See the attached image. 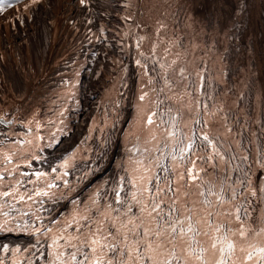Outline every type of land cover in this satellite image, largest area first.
<instances>
[{
  "label": "snow or ice",
  "instance_id": "6c2138e0",
  "mask_svg": "<svg viewBox=\"0 0 264 264\" xmlns=\"http://www.w3.org/2000/svg\"><path fill=\"white\" fill-rule=\"evenodd\" d=\"M39 3L31 0L25 7ZM3 4L0 0V8ZM7 6L12 7L10 0ZM165 27L160 24L158 36ZM169 45L164 56L154 59L159 46L154 42L151 54L140 51L144 61H135L148 77L138 105V119L147 136L143 149H129L140 158L130 157L131 172L113 181L102 199H92L69 220L53 219L56 229L47 230L51 242L45 251L37 250L46 264H264V120L258 115L252 129L247 120L242 122L217 105L208 90L206 66L181 62L182 53L173 49L183 45L175 41ZM170 54L174 58L167 62ZM249 149L261 175L252 172ZM0 155L12 164L16 153L0 151ZM68 166L65 158L61 167ZM4 179L0 175V184ZM9 188L0 191V199L26 202L34 196H50L43 189L22 193ZM3 207L0 204V215L6 219L0 231L11 232L9 213L2 212ZM9 207L11 211L15 204ZM21 227L30 225H18L17 230ZM34 231L39 233L40 228ZM0 249L21 251L7 244ZM0 264H5L2 257Z\"/></svg>",
  "mask_w": 264,
  "mask_h": 264
},
{
  "label": "rangeland",
  "instance_id": "374dc122",
  "mask_svg": "<svg viewBox=\"0 0 264 264\" xmlns=\"http://www.w3.org/2000/svg\"><path fill=\"white\" fill-rule=\"evenodd\" d=\"M46 1L47 3H45ZM244 1L246 0H160V2L159 0H153V2L152 0L151 2L147 0V2H149L147 3L146 0H86V3L84 5H81L80 0H40L39 4H35L36 6H31L32 12H27V10H30V8H26L24 6L26 5V3L31 4V0H10L12 7H8V0H4L3 7L0 8V36H3L7 32H12L11 34L14 33V35L17 34L18 31L20 32L21 28L24 27L23 25H28V18H30L32 14L34 15L33 9L44 10L43 8H47L45 9L49 12L47 19L53 18V20H56V16H58V19H61V27L63 26V28L61 29V31H58L57 22L50 21L52 25L50 27H55L57 25L55 28L53 27V30L56 31L55 33H51L53 36H50L49 34V43L51 44L50 47H53L50 66L53 69L47 75L44 84L40 86V90L38 91V93H34L31 99L27 101L26 104L25 97L24 99H22V95L21 98L20 95H18V102L16 101L17 103L11 105V88L9 86L8 79L3 78L0 74V113L5 111L4 114L0 117L15 112L20 117L22 116L27 120L34 121L38 126V131L45 150H51L52 148H54L59 140L65 141L67 143L66 140L71 137V132L67 133L68 135L66 137L60 136L67 131L84 129L87 138L83 140L82 145L79 144L81 148L79 149L78 153L82 151L83 146H86L88 149H90V147L92 146H94L95 149V147L97 146L102 148V150L104 151H109L113 133L120 121V114L125 108L127 102V96L123 89L127 88V84L125 86V81L127 78L129 79V77L127 76H130L131 73V67H129V63L127 61V65L125 63L126 57L131 54L130 50H134L132 52V56L135 61L137 59L144 61V57L140 56L139 54L140 51H144L145 55H150L151 47L154 42L158 45H163L166 44V40V47H169V41H175L181 34V30L184 29L186 31V34H182V36L184 37V46L187 45L189 49L188 51L190 52H187L185 54L182 53L181 62H183V60L185 59H189L188 61L190 64L196 63L201 64L202 66H206L207 80H210L211 82H209L213 83H209V88L211 87L212 89H215L213 91H215L214 96L216 97L217 105H222L226 110H231L229 114L234 115L235 118H239L242 122L247 120L249 127L255 129L256 124L253 123V120H255L258 115L260 116L261 120H264V0H254L253 3L252 0H247L246 2L248 4L245 3V9H243ZM137 2L140 3L138 4ZM156 2H159L158 4L160 5V8L156 6ZM154 4L155 8H153ZM40 6H42V8ZM36 7L38 8L35 9ZM61 7H63V9H61ZM69 7L72 8L71 11H69ZM133 7L136 11V17L132 15L133 17L131 19V15H129V13L133 14ZM23 8H25L26 10ZM139 8L143 9L141 10ZM66 9H68V12ZM78 9H81L84 12H82L81 10L79 11ZM122 9L124 10L122 11ZM143 10L146 11L144 12ZM147 12H149V14ZM122 13L124 14L122 15ZM150 13H153V16L155 18L152 16V14L150 15ZM146 14L148 15V17ZM18 15L21 16V20ZM124 15L128 18V20L124 19L126 18ZM25 16L27 18H24ZM152 17L155 19L156 23ZM139 18L142 19L140 20ZM14 19L17 20L15 21ZM2 20L6 21V23ZM132 20L134 21V23H132ZM145 20H147L148 22ZM89 21L93 23L91 24L89 23ZM100 21L102 22L101 25ZM129 21L131 24L128 28ZM10 22H13L14 24H11ZM54 22L55 24H53ZM161 23L166 25V27L162 30V36H158L157 29L159 28ZM76 24L77 26H75ZM80 24L83 25V27H81ZM151 24L152 26L149 27ZM78 25H80V27ZM138 25L139 27L142 26L140 27V31L143 34L139 31ZM17 26H19L20 29ZM101 27H104L105 30L102 31ZM3 28L5 30H8L5 31ZM98 28L100 29L99 33L101 32L100 35L98 33ZM195 31V34H197V36H194ZM133 32L135 33L133 34L134 39L131 37ZM148 33L150 35H148ZM54 35L56 36L54 37ZM95 35L98 36L96 37ZM128 35L131 38H129ZM144 35L145 39L148 38V40L144 39L143 41H140L139 38L141 36L144 37ZM52 39L54 40L52 41ZM179 39H177L175 42L179 43ZM29 40V42L32 41L31 33H29ZM161 40H163V43H160ZM138 42H140L139 49L137 48ZM142 44H144L145 47ZM161 45L158 46L157 56L154 59H160V57L165 55L163 52V49L165 47H162ZM146 46L148 47V49H150H146ZM91 48L93 49V51ZM85 49L89 51L86 50L85 52ZM124 53L128 55H123ZM29 56L31 61H35L31 55ZM53 58L55 60H53ZM172 58H174L173 55H168L167 62H170ZM26 60L27 58H21L18 61V66L21 68V70L30 68V72L34 71L35 75L32 80V85L34 86L35 84H37L38 86L40 81L39 83H37V81L40 78V71L36 66L39 65V62H36L35 64L27 63ZM81 60H83V63ZM87 63H90L89 70H93V73L89 77H82V80H86L85 86L92 84V87L97 90L99 94H96L91 100H87L88 102H83L82 100L85 99L87 93H83L79 86L77 87L78 89L76 91L77 83H75V86H72V84H74L73 80L77 77L79 67L82 64ZM148 63L149 67L151 68L152 62L149 61ZM133 71L135 72V79L137 81V86L135 87L136 95H134V97L139 98L140 86L143 83L145 86L147 85L148 77L144 75L143 70L139 66H137L136 62ZM26 73L27 72H25V74ZM29 84H27V86H29ZM145 90H147V88H145ZM19 101L23 102V104L21 105ZM81 104L84 113L76 112V109ZM96 109L100 112L99 115L97 114V112L95 113ZM132 119L133 120L130 121V124L128 126V130L131 134H129V136H127L126 134V138L125 135L123 136L124 140L126 139L127 141V145L125 147L127 149L132 148L137 143L140 146L139 142H141L142 138L146 134L142 131V125L138 119V115L134 114ZM106 120L111 121H108V124ZM90 128H92L91 131H89ZM107 128L111 129L109 130ZM136 129H138L137 132ZM137 135L140 137L139 141L137 140ZM69 140L75 143L78 138L71 137ZM130 140L132 142L136 141V143H132ZM17 152L18 154H16L15 159L18 160V165H9L7 169V174L9 176L1 173L5 177V179L3 183L0 184V191H4L6 190V188L7 190H10L8 185H11L19 188L20 192L23 193L22 188L24 187V184L22 182H24L25 179H23L22 177L26 178L28 175L25 172H20L21 170L18 172L15 170L16 167L21 164L23 159V157H21L22 150H18ZM129 153L132 154V152ZM132 157L135 158V156L133 155L131 156V158ZM127 162L128 167L125 168L124 166H119V178L122 175H129V173L131 172L132 162H130V157L128 158ZM249 164L253 173L261 175V173L258 172V165L256 163L255 154L252 149H249ZM124 168H128V172H125ZM75 177L77 179L79 178L77 174L75 175ZM119 178L114 181H119ZM253 179H255V176L253 177ZM17 181H19V184H17ZM54 181L58 183L57 179H54ZM64 186L65 183H63L62 187L60 188V191H62H57V193H54L56 191L55 189H48L44 184L33 186L29 189V191H32L33 189H43L49 191L50 194H55L54 197H56L60 193L66 191ZM111 187L112 186L108 188L107 186H105V188L103 189H98V193L97 191H95V193L90 196V199H88L89 201H87L85 205H88L93 198L102 199V197L105 195V190L110 189ZM25 191L26 188L24 189V192ZM52 194L49 197H52ZM94 196H96L97 198ZM47 198L34 196L33 200L20 203L16 202L15 200H11L12 198L7 197L0 199V203L4 205L2 212L9 213V217H7V219L10 227H12L11 225L17 223L20 224V226L25 225V223H28L30 225V229L26 228V230L25 228L21 227L19 233H22L21 231L23 230H34V228L40 225L41 218L39 220V218L37 219V217H40L41 213L38 211L40 209L37 208H39L38 206L41 202V206H46L45 203L47 202ZM28 202L30 205L28 204ZM14 203L15 209L10 211L9 206ZM85 205L74 206L75 209L71 210L70 213H67L65 218H63L62 221L60 220L59 223L65 220H69L73 216V214L75 213L74 211H76L77 208L83 209ZM16 208L19 211H16ZM23 213H27V215H23ZM13 216L15 217V219H13ZM33 218H35V220ZM5 219L6 217L0 215V223H2ZM37 221H39L40 223ZM55 227H57V224ZM45 230L46 231H43L44 234L40 233L36 236L35 239L30 240L29 245H9L10 249L19 248L21 250L19 252H4L2 249H0V257L4 259L5 264H11L13 260H18L19 264H28L29 260L32 261V264H46L43 256H41L39 254L40 252L37 251L38 249L41 252L45 251L46 245L51 242L48 238V235L46 234L48 229ZM37 241H39V243H42L39 244L37 243ZM31 246H34L33 249L31 248ZM24 249H28V251H24Z\"/></svg>",
  "mask_w": 264,
  "mask_h": 264
},
{
  "label": "bare ground",
  "instance_id": "6f19581e",
  "mask_svg": "<svg viewBox=\"0 0 264 264\" xmlns=\"http://www.w3.org/2000/svg\"><path fill=\"white\" fill-rule=\"evenodd\" d=\"M45 1V0H44ZM69 1V0H68ZM144 1V0H143ZM163 1V0H162ZM247 1V0H246ZM246 1H244V5H243V9L245 6V3H247ZM51 2V1H50ZM53 2V1H52ZM55 2V1H54ZM67 2V1H66ZM72 2V1H70ZM147 2V0H146ZM149 2H151V0H149ZM147 2V3H149ZM153 2V0H152ZM160 2V0H159ZM158 2V3H159ZM254 2V0H252V3ZM47 3V1L45 2ZM49 3V2H48ZM95 3V1H94ZM138 3V2H137ZM140 3V2H139ZM138 3V4H139ZM146 3V4H147ZM155 3V1H154ZM157 3V2H156ZM156 4V6H160L159 4ZM27 4V3H26ZM29 4V3H28ZM58 4V3H57ZM62 4V3H61ZM70 4V3H69ZM161 4V3H160ZM248 4V3H247ZM246 4V5H247ZM251 4V3H250ZM25 5V4H24ZM35 5V4H34ZM33 5V6H34ZM48 5V4H47ZM50 5V4H49ZM55 5V3H54ZM80 5V4H78ZM141 5V4H140ZM145 5V4H144ZM151 5V4H150ZM36 6V5H35ZM39 6V5H38ZM63 6V5H62ZM86 6V5H85ZM84 6V7H85ZM132 6V5H131ZM134 6V3H133ZM146 6V5H145ZM149 6V5H147ZM155 8V4L153 5ZM23 7V6H22ZM25 7V6H24ZM42 8V6H40ZM58 7V6H57ZM56 7V9H57ZM144 7V6H143ZM30 10H27V12L31 11L32 9L31 7H29ZM38 7H36L35 9H37ZM51 8V7H49ZM53 8V6H52ZM66 8V7H64ZM160 8V7H159ZM25 9V8H23ZM44 10H34L33 9V13L30 16V18H28V25H23L24 27L21 28V31L17 32V34L14 35L11 33H5L3 36H0V68H4L5 70L8 69L10 73H13L15 76H17V71H16V61L18 59V56L20 54V51L23 53L24 58H27V63H36L39 62L36 67L38 68V70L40 71V78L37 81V83H39V85L37 86V84H35L34 86L32 85V80H31V84H29V86H24V91H23V95H22V99H24L25 97V104L27 103V101H29L32 97V95L34 93H38V91L40 90V86L42 84H44L45 79L47 78V75L49 74V72H51V70L53 69L50 66V62L52 59V50L53 47H50V43H49V34L50 36L52 35L51 33H55L56 31H54L53 29L57 26H52L50 21H56L58 26V31H61V29L63 28V26L61 27V19H58V16H56V20L53 18L51 19H47V16L49 15V12L45 9L47 8H43ZM55 9V7H54ZM53 9V10H54ZM60 9V8H59ZM61 9H63V7H61ZM69 11H71V7H69ZM139 9H143V8H139ZM22 10V8H21ZM26 10V9H25ZM52 10V9H51ZM50 10V11H51ZM68 12V9H66ZM75 10V9H74ZM79 10V9H78ZM81 10V9H80ZM79 10V11H80ZM84 10V9H83ZM124 9H122L123 11ZM140 10V11H141ZM147 10V9H146ZM145 10V11H146ZM152 10V9H151ZM76 11V10H75ZM82 11V10H81ZM138 11V10H137ZM144 11V10H143ZM144 11V12H145ZM158 11V10H157ZM17 12V11H16ZM22 12V11H20ZM54 12V11H53ZM84 12V11H82ZM81 12V14H82ZM87 12V11H86ZM129 12V11H128ZM127 12V14H128ZM142 12V11H141ZM143 12V14H144ZM24 13V12H22ZM52 13V12H51ZM55 13V12H54ZM108 13V12H107ZM136 11L134 10L133 7V14L129 13V15H131V19L132 17H136ZM140 13V12H137ZM149 14V12H147ZM158 13V12H157ZM162 13V12H161ZM21 14V13H20ZM26 14V13H25ZM59 14V12H58ZM71 14V13H70ZM78 14V13H77ZM80 14V17H81ZM124 13H122L123 15ZM153 13H150V15ZM160 14V13H159ZM158 14V15H159ZM17 15V13H16ZM22 15V14H21ZM24 15V14H23ZM64 15V14H63ZM87 15V14H86ZM133 15V16H132ZM138 15V14H137ZM147 15V14H146ZM156 15V12H155ZM19 16V15H18ZM125 16V15H124ZM20 20H21V16ZM54 17V16H53ZM61 17V16H60ZM77 17V16H76ZM84 17V16H83ZM86 17V16H85ZM102 17V15H101ZM126 17V16H125ZM139 17V16H138ZM148 17V15H147ZM154 17V16H153ZM152 17V18H153ZM16 18V17H15ZM23 18V16H22ZM24 18H27L26 16ZM120 18V17H119ZM123 18V16H122ZM155 18V17H154ZM153 18V19H154ZM162 18V17H161ZM18 19V18H17ZM16 19V20H17ZM78 19V18H77ZM84 19V18H83ZM103 19V18H102ZM125 19V18H124ZM140 20L142 18H139ZM10 20V19H9ZM15 20V19H14ZM15 20V21H16ZM19 20V22H20ZM24 20V19H23ZM27 20V19H26ZM81 20V19H80ZM87 20V18H86ZM85 20V21H86ZM123 20V19H122ZM120 20V21H122ZM128 20V19H127ZM134 20V19H133ZM132 20V23H134V21ZM4 21V20H2ZM1 21V22H2ZM84 21V22H85ZM94 21V20H91ZM131 21V20H130ZM130 21L128 24V28L130 26ZM147 21V20H145ZM153 21V20H152ZM155 21V19H154ZM153 21V22H154ZM6 23V21H4ZM25 22V21H24ZM23 22V23H24ZM83 22V21H81ZM148 22V21H147ZM8 23V21H7ZM11 23V22H10ZM13 23V22H12ZM11 23V24H12ZM77 23V22H75ZM93 23V22H92ZM91 23V24H92ZM127 23V22H125ZM156 23V21H155ZM185 23V22H184ZM4 24V23H3ZM2 24V27H3ZM14 24V23H13ZM55 24V22L53 23ZM79 24V22H78ZM82 24V23H81ZM80 24V25H81ZM85 24V23H84ZM102 24V22L100 21V25ZM144 24V22H143ZM147 24V23H145ZM10 25V24H9ZM80 25H78L80 27ZM155 25V24H154ZM185 25V24H184ZM5 26V25H4ZM8 26V25H7ZM11 26V25H10ZM9 26V27H10ZM20 26V25H19ZM17 26L19 29L20 27ZM71 26V25H70ZM69 26V27H70ZM77 26V24L75 25ZM94 26V25H93ZM146 26V25H143ZM152 24L149 26L151 27ZM8 27V28H9ZM12 27V26H11ZM81 27H83V25H81ZM92 27V26H91ZM127 27V26H124ZM132 27V26H131ZM139 27V25H138ZM137 27V28H138ZM142 27V26H140ZM139 27V31L140 28ZM183 27V26H182ZM6 28V27H5ZM17 28V29H18ZM74 28V26H73ZM96 28V27H95ZM144 28V27H143ZM4 29V28H3ZM83 29V28H81ZM90 29V28H89ZM94 29V28H93ZM102 31L105 30L104 27H101ZM146 29V28H145ZM5 30V29H4ZM8 30V29H7ZM5 30V31H7ZM13 30V29H12ZM97 30V29H95ZM99 28H98V33H99ZM132 30V29H131ZM143 30V29H142ZM149 30V29H148ZM14 31V30H13ZM57 31V32H58ZM88 31V29H87ZM181 34L179 35V37L177 39H179V43L178 44H182L183 47L182 48H175L173 49V52L175 51H180L181 49V53L185 54L188 51V47L187 45L184 46V37L182 36V34H186V31L184 29L181 30ZM86 32V31H84ZM137 32V31H136ZM141 32V31H140ZM145 32V31H143ZM148 32V31H147ZM29 33L32 34V41L29 42ZM97 33V34H98ZM101 33V32H100ZM99 33V35H100ZM142 33V32H141ZM196 31L194 32V36H197V34H195ZM57 34V33H56ZM73 34V32H72ZM91 34V32H90ZM133 34H135L134 32L132 33V38L134 39ZM138 34V33H137ZM143 34V33H142ZM141 34V35H142ZM153 34V33H152ZM163 34V33H162ZM24 35V36H23ZM89 35V34H88ZM148 35H150L148 33ZM53 36V35H52ZM56 35H54L55 37ZM96 36V35H95ZM98 36V35H97ZM96 36V37H97ZM127 36V35H126ZM129 36V35H128ZM137 36V35H136ZM94 37V35H93ZM100 37V36H99ZM123 37V35H122ZM129 36V38H131ZM145 37V35H144ZM150 37V36H148ZM153 37V36H152ZM101 38V37H100ZM127 38V37H126ZM139 38V37H138ZM155 38V37H154ZM83 39V38H82ZM150 39V38H149ZM152 39V38H151ZM158 39V38H157ZM156 39V40H157ZM176 39V40H177ZM54 39H52L53 41ZM97 40V39H96ZM124 40V39H123ZM145 40H148L145 39ZM174 40V39H173ZM175 40V41H176ZM51 41V40H50ZM101 41V40H100ZM131 41V40H129ZM133 41V40H132ZM152 41V40H151ZM253 41V40H252ZM107 42V41H106ZM124 42V41H123ZM127 42V41H126ZM145 42V41H144ZM150 42V41H149ZM98 43V42H97ZM133 43V42H132ZM140 43V42H139ZM148 43V42H147ZM86 44V43H85ZM117 44V42H116ZM115 44V45H116ZM127 44V43H126ZM149 44V43H148ZM129 45V44H128ZM127 45V46H128ZM134 45V44H132ZM131 45V46H132ZM144 45V44H142ZM161 45V44H160ZM159 45V46H160ZM167 45V40H166V44L161 45L162 47H166ZM88 46V44H87ZM97 46V45H96ZM109 46V45H108ZM70 47V46H69ZM78 47V46H77ZM134 47V46H133ZM145 47V45H144ZM147 47V46H146ZM62 48V47H61ZM253 48V47H252ZM72 49V48H71ZM77 49V48H76ZM92 49V48H91ZM148 49V47L146 48ZM150 49V48H149ZM148 49V50H149ZM62 50V49H61ZM83 50V49H82ZM87 49H85L86 52ZM133 50V48H132ZM84 51V50H83ZM89 51V50H87ZM93 51V49H92ZM134 51V50H133ZM131 54H123V55H128L126 57L125 63L127 65V62L129 63V67H131V73L129 77V79H126V83L125 86L127 84V88L123 89L126 93L127 96V102H126V106L123 109V111L120 114V121L117 124V127L113 133L112 136V141H111V145H110V149L109 151H104L102 150V148L100 147H95L94 146L90 147V149H88L86 146H83L82 151H80V153H78L79 149L81 148V146H79V144H83V140L87 138V135L84 132V129H79V130H70L67 131L66 133H64L63 135H60L62 137H66L69 133L71 132V137L72 138H78V140L75 141V143L71 142L69 139L66 140L67 143L65 141H58V143L55 145L54 148H52L51 150H45L43 144H42V140L38 131V126L34 121L31 120H27L26 118H23L22 116L20 117L19 115H17V113H12L9 115H4L2 118V122H0V141H3V144H0V151L4 152V153H16L18 154V150H22V162L21 164L16 167V171H20V172H25L27 173V177H22L24 180V182H22L24 184V187L22 188L23 192L24 189L26 188V191H29V189L33 186H39V185H45V187H47L48 184H52L54 185V187H52L53 189H55L56 191L54 193H57V191H60V188L62 187V184L65 183V192L60 193L59 195H57L56 197L52 196V197H46L47 198V202L48 204L45 203L46 206H41L40 203L39 204V208L38 210L40 213V217L39 220L41 218V223L38 226L40 228V232L37 233L34 230H30L28 231H21L22 233H19L20 230L18 231L16 228L18 225L20 224H13L11 225L13 228V231L8 232V231H2L0 232V245L3 244H7V245H13V244H21L22 246H26L27 244L29 245V241L32 239H35L36 236L40 233L44 234L43 231H46L45 229H56V224L59 223V221L63 220V218H65V216L67 215V213H70L71 210H74V206H78V205H85L87 203V201H89L88 199H90V196H92V194L95 193V191H97V193L99 192L98 189H103L105 188V186H107L108 188L110 186H112V182L114 180H117L118 177V171H119V166H124L125 168L128 167V158L131 157L132 155L135 156V158H131L132 160L134 159H139L140 155L139 153L132 151V154H130L129 149H135L137 146H139V144H133L132 148H125L126 147V139L124 140L123 136L125 135L126 138V134L127 136H129V134H131L128 130V126L130 124V121L133 120V115H138V105H140V101L139 98L134 97L135 94V87L137 86L136 83V77H135V72L133 71L134 66H135V59L132 56V52ZM144 52V51H143ZM150 52V51H148ZM63 53V52H61ZM60 53V54H61ZM59 54V55H60ZM148 54V53H147ZM160 54V53H158ZM32 56V58L35 61H31L30 56ZM191 55V53H190ZM189 55V56H190ZM256 55V53H255ZM67 57V56H66ZM94 57V56H93ZM57 58V57H56ZM63 58V57H62ZM125 58V57H124ZM136 58V57H135ZM84 59V58H83ZM185 59V58H184ZM53 60H55L53 58ZM189 60V59H188ZM192 60V59H191ZM29 61V62H28ZM83 63V60H81ZM122 61V60H121ZM127 61V62H126ZM81 64V63H80ZM88 64V63H87ZM82 64L79 67V71L77 74L76 79H74V84H72V86H75L76 84V91H77V87L79 86L81 88V90L83 91V93H87L85 99L83 97L84 100H82L83 102H86L87 100H91L96 94H99V92H97V90H95L91 85L85 86L86 85V80H82V77H89L90 75H92V71L93 70H89V64ZM52 65V63H51ZM121 65V64H120ZM30 67V66H29ZM33 68V66H32ZM128 68V67H127ZM130 69V68H129ZM128 69V70H129ZM28 71H30V68H27ZM124 71V70H123ZM62 72V71H61ZM72 72V71H71ZM77 73V72H76ZM91 73V74H90ZM58 74V73H57ZM125 75V74H124ZM127 75V74H126ZM58 76V75H57ZM63 76V75H62ZM67 76V75H66ZM120 79V78H119ZM114 80V79H113ZM77 81V82H75ZM210 81V80H209ZM89 82V81H88ZM211 82V81H210ZM213 84V83H210ZM209 84V86H210ZM31 85V87H30ZM144 85V83L142 84ZM140 86V91L139 93L141 94V87ZM214 87V86H212ZM73 89V88H72ZM137 89V88H136ZM210 90L209 92H211L213 95L215 94V89H212L211 87L208 89ZM68 91V90H67ZM72 91V90H71ZM79 91V90H78ZM66 93V92H65ZM68 93V92H67ZM73 93V92H72ZM75 94V93H74ZM123 94V93H122ZM139 94V95H140ZM64 95V94H63ZM79 95V93H78ZM82 95V94H81ZM121 95V94H120ZM62 96V94H61ZM69 97V96H68ZM67 97V98H68ZM79 98V97H78ZM76 101V99H75ZM81 101V100H80ZM88 102V101H87ZM21 105L23 104V102H20ZM77 103V101H76ZM77 106V104H76ZM121 109V108H119ZM115 111V110H114ZM5 111H3L2 113H0V116L4 114ZM76 112H83L82 109V104L76 109ZM97 112V114L99 115L100 112L96 109L95 113ZM114 114V113H113ZM110 116V115H109ZM112 116V115H111ZM109 118V117H108ZM137 118V117H136ZM112 119V118H111ZM118 119V118H117ZM114 120V119H113ZM112 120V121H113ZM138 120V119H137ZM136 120V121H137ZM8 121H11V123H8ZM107 121V120H106ZM109 121V120H108ZM107 121V123H108ZM111 121V120H110ZM109 121V122H110ZM132 123V122H131ZM135 123V122H134ZM102 124V123H101ZM106 124V123H105ZM109 124V123H108ZM111 124V123H110ZM139 124V122H138ZM104 125V122H103ZM102 125V128H103ZM111 126V125H110ZM138 126V125H137ZM112 127V126H111ZM131 128V127H130ZM92 129V128H90ZM94 129V128H93ZM106 129V128H105ZM109 129V128H107ZM111 129V128H110ZM109 129V130H110ZM139 129V128H138ZM136 129V132L137 130ZM74 131V132H73ZM101 131V130H100ZM106 131V130H105ZM112 131V130H111ZM140 131V130H139ZM73 132V133H72ZM103 132V131H102ZM109 133V132H108ZM135 133V132H134ZM138 134V133H137ZM86 135V137H85ZM103 135V134H102ZM105 135V134H104ZM107 135V134H106ZM135 136V135H134ZM133 136V137H134ZM138 136V135H137ZM147 133L144 135V137L142 138L140 143V148L143 149V141L146 138ZM85 137V138H84ZM91 137V136H90ZM132 137V135H131ZM60 139V138H57ZM56 139V140H57ZM108 139V138H107ZM132 139V138H131ZM111 140V139H110ZM131 141V140H130ZM103 142V141H102ZM101 142V143H102ZM132 142V141H131ZM136 143V141H134ZM132 142V143H134ZM109 144V143H108ZM129 144V143H128ZM130 145V144H129ZM100 146V145H98ZM16 156V155H15ZM15 156H13V162L12 165L17 166L18 165V160L15 159ZM67 156V157H66ZM65 158H69V166L67 168L65 167H61V165L64 163ZM131 162V160H130ZM9 165L6 161H4L3 159V155H0V175L6 174L7 173V169L9 167ZM21 169H20V168ZM124 168V169H125ZM53 169H56V171H53ZM128 169V168H127ZM123 170V169H122ZM130 170V169H129ZM121 171V170H120ZM125 171V170H124ZM86 172H90V175H85ZM36 173H44L43 176H40L39 178H37V176L35 175ZM65 173H67V175H65ZM122 173V171H121ZM78 175L79 178L77 179L75 177V175ZM123 174V173H122ZM128 174V173H127ZM11 175V174H10ZM9 176V175H8ZM17 176V175H16ZM123 176V175H122ZM118 177V178H117ZM54 179H57V182L54 181ZM20 180V179H19ZM31 180L33 181V183H29L28 181ZM9 186V185H8ZM1 187V186H0ZM15 187V186H14ZM20 187V186H19ZM7 190V188H6ZM4 190V191H6ZM107 190V189H106ZM62 191V190H61ZM60 191V192H61ZM102 192V191H100ZM104 192V191H103ZM52 194V193H51ZM50 194V196H51ZM55 195V194H54ZM98 195V194H97ZM102 195V194H101ZM99 196V195H98ZM96 197V196H94ZM11 198V197H9ZM97 198V197H96ZM94 199V198H93ZM98 199V198H97ZM13 200V199H11ZM46 200V199H45ZM80 201V202H79ZM86 201V202H85ZM11 202V201H10ZM37 202V201H36ZM45 202V201H44ZM21 203V202H20ZM35 203V202H34ZM1 204V203H0ZM5 204V203H4ZM15 204V203H14ZM29 204V202H28ZM27 204V205H28ZM32 204V203H31ZM38 204V203H37ZM90 204V203H89ZM26 205V203H25ZM30 205V204H29ZM6 206V205H5ZM25 207V206H24ZM34 207V206H33ZM18 208V207H17ZM16 208V209H17ZM31 208V206H30ZM84 208V207H83ZM8 209V208H7ZM10 209V208H9ZM78 209V208H77ZM81 209V208H80ZM53 210V211H50ZM75 212V211H74ZM22 213V212H21ZM72 214V213H71ZM74 215V214H73ZM14 217V216H13ZM69 217V216H68ZM29 218V217H28ZM36 218V217H35ZM35 218H33L35 220ZM53 219H55V221L57 223H53ZM37 220V219H36ZM11 223V222H10ZM20 223V222H19ZM22 223V222H21ZM12 224V223H11ZM10 225V224H9ZM15 225V227H14ZM37 225V224H35ZM34 225V226H35ZM30 229V227H29ZM32 229V226H31ZM26 230V229H25ZM47 234V233H46ZM46 236V235H45ZM41 241V240H40ZM48 242V241H47ZM42 243V242H41ZM39 243V244H41ZM32 245V244H31ZM34 247V246H33ZM33 247L31 246V248L33 249ZM36 247V246H35ZM41 249V248H40ZM32 251V250H31ZM37 252V251H36ZM30 253V252H29ZM33 253V252H32ZM40 254V253H39ZM28 255V254H27ZM34 255V254H33ZM37 256V254H36ZM30 257V256H29Z\"/></svg>",
  "mask_w": 264,
  "mask_h": 264
},
{
  "label": "crops",
  "instance_id": "0c3cea01",
  "mask_svg": "<svg viewBox=\"0 0 264 264\" xmlns=\"http://www.w3.org/2000/svg\"><path fill=\"white\" fill-rule=\"evenodd\" d=\"M24 58L23 53L20 51V54L18 56V59L16 61V71H17V76H15L13 73H10L8 69H4V68H0V74L3 78L8 79V83L10 86V94H11V98H12V102L11 105H14L15 103H17L18 98L20 95H23V91H24V86H27V84H29L31 82V80L34 78V71L30 72L27 69L26 70H21V68L18 66V61ZM25 72H27L25 74ZM19 92V93H18ZM18 97V98H17ZM17 101V102H16ZM20 103V101H19Z\"/></svg>",
  "mask_w": 264,
  "mask_h": 264
}]
</instances>
